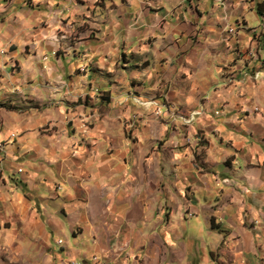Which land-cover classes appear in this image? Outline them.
<instances>
[{"label": "crops", "instance_id": "0c3cea01", "mask_svg": "<svg viewBox=\"0 0 264 264\" xmlns=\"http://www.w3.org/2000/svg\"><path fill=\"white\" fill-rule=\"evenodd\" d=\"M263 41L264 0H0V196L40 264H264Z\"/></svg>", "mask_w": 264, "mask_h": 264}, {"label": "rangeland", "instance_id": "374dc122", "mask_svg": "<svg viewBox=\"0 0 264 264\" xmlns=\"http://www.w3.org/2000/svg\"><path fill=\"white\" fill-rule=\"evenodd\" d=\"M252 71H254V68ZM0 108H5L7 110L11 109L9 96L8 98L5 96L1 97ZM16 109L20 108L18 107ZM3 160L4 158L0 160V187H7V185L10 184V176L5 177L2 174V169L6 167L4 166ZM28 196V200L32 201L34 207L40 205L39 201L36 199L34 201L36 197L34 194L33 196L29 194L26 195V197ZM8 206H10L9 203L4 201L2 196H0V226L3 225L7 227L8 231H14L15 233V242L12 245H5L4 241H0V264H40V246L36 241L32 242V239L25 235L27 234L25 231L32 229L31 224L28 222H18L12 217L14 213L12 215V211L9 210ZM31 209L33 210V207ZM82 228L83 226H81L80 223L75 226V235H79L83 230Z\"/></svg>", "mask_w": 264, "mask_h": 264}, {"label": "trees", "instance_id": "16d2710c", "mask_svg": "<svg viewBox=\"0 0 264 264\" xmlns=\"http://www.w3.org/2000/svg\"><path fill=\"white\" fill-rule=\"evenodd\" d=\"M256 11H257V14H258L259 16H262V11L259 9L258 6H257V10H256ZM212 229H218V228H217V226H213V225H212Z\"/></svg>", "mask_w": 264, "mask_h": 264}]
</instances>
